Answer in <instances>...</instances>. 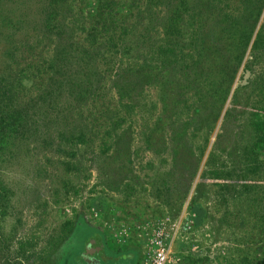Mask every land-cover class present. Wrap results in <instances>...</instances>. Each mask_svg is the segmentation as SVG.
Listing matches in <instances>:
<instances>
[{
    "label": "rangeland",
    "instance_id": "rangeland-1",
    "mask_svg": "<svg viewBox=\"0 0 264 264\" xmlns=\"http://www.w3.org/2000/svg\"><path fill=\"white\" fill-rule=\"evenodd\" d=\"M105 1L0 0V264H87L97 235L146 257L159 228L173 264H264V1L181 0L171 34L180 0Z\"/></svg>",
    "mask_w": 264,
    "mask_h": 264
},
{
    "label": "trees",
    "instance_id": "trees-1",
    "mask_svg": "<svg viewBox=\"0 0 264 264\" xmlns=\"http://www.w3.org/2000/svg\"><path fill=\"white\" fill-rule=\"evenodd\" d=\"M105 3H108V4L110 3L109 4L110 7L113 6V4H111V1H109V0L105 1ZM105 3L100 5L101 8ZM186 5H187V2L180 0L178 5H175L172 8V10L170 11L171 17H170V22L167 25V28H168L167 34H171L174 26L178 23V20L181 17L182 11L185 10ZM260 7H261V5H260ZM206 15H207V13H205V15H204L205 17L202 18V21H204V22L209 21L211 18V17L209 18V16H206ZM257 20H258V17H255L253 19V22L250 21L249 23H247V25H244L241 27L240 26L236 27V25H238V22L230 24L228 26L230 33H227V31H226L227 27H222V25L221 26L218 25L217 30L215 31L214 37H213V39H215V46L217 48V51L219 53H221L220 55H217V57L225 59V56L227 54H229L231 56V58L234 57L233 59L236 61V67H237L240 64V62H241V60L245 54V51H246V49L250 43V39H251V36H252L253 31L255 29V24H256ZM206 26L207 25H203V24L201 26V29L204 32H206V30H205V29H207ZM200 35L202 36L201 33H200ZM210 36L211 35L208 36V34L205 33V34H203V36L201 38L203 40L205 47H207L208 46L207 44H209L210 40H212L210 38ZM239 37H240V39L237 40L236 38H239ZM261 38H262V34L259 33L255 42H254L253 48L258 47V45L262 41ZM23 69L24 68H22V70H20L16 73V77L19 79L17 84L24 82V80L26 79V74H25ZM224 73H226V72L224 71ZM21 74H23V76L19 77ZM15 124H16L15 119H8L6 117L1 118V121H0V146L2 143L5 142L6 135H7L6 129H9L10 132L12 133L13 132L12 130H14V128H15ZM256 125L258 126L259 133H258V137H257V140L255 141L254 146L258 151L264 152V114L256 117Z\"/></svg>",
    "mask_w": 264,
    "mask_h": 264
},
{
    "label": "crops",
    "instance_id": "crops-1",
    "mask_svg": "<svg viewBox=\"0 0 264 264\" xmlns=\"http://www.w3.org/2000/svg\"><path fill=\"white\" fill-rule=\"evenodd\" d=\"M93 241L95 244L91 245L92 244L91 242ZM106 251H108L107 253L108 259H113L115 256H118L119 258L124 257V259L129 261V264H141V261L144 260L145 257L144 254L140 251L139 247H137L136 249L126 250V251L110 250L105 245L103 239L98 235L88 239V242L86 243V246L84 248V252H87L90 256L93 257L89 264H99L98 256L100 255L106 256L105 254ZM84 252H82L81 254H83ZM80 258L83 259L81 255Z\"/></svg>",
    "mask_w": 264,
    "mask_h": 264
},
{
    "label": "built area",
    "instance_id": "built-area-1",
    "mask_svg": "<svg viewBox=\"0 0 264 264\" xmlns=\"http://www.w3.org/2000/svg\"><path fill=\"white\" fill-rule=\"evenodd\" d=\"M169 234L163 229L155 233L152 239V247L149 256L144 258L143 264H173L168 242Z\"/></svg>",
    "mask_w": 264,
    "mask_h": 264
},
{
    "label": "water",
    "instance_id": "water-1",
    "mask_svg": "<svg viewBox=\"0 0 264 264\" xmlns=\"http://www.w3.org/2000/svg\"><path fill=\"white\" fill-rule=\"evenodd\" d=\"M92 244L91 245H94L95 243H94V241L93 242H91ZM82 257H83V260L85 261V262H87L88 264L90 263V261L92 260V256H90L87 252H84L82 255H81ZM90 257V258H89Z\"/></svg>",
    "mask_w": 264,
    "mask_h": 264
}]
</instances>
